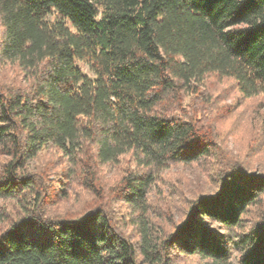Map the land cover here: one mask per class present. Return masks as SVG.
I'll return each mask as SVG.
<instances>
[{
	"label": "trees",
	"instance_id": "obj_1",
	"mask_svg": "<svg viewBox=\"0 0 264 264\" xmlns=\"http://www.w3.org/2000/svg\"><path fill=\"white\" fill-rule=\"evenodd\" d=\"M0 70V264H264V173L206 116L217 79L264 99V0H0ZM175 164L216 187L166 229L148 193Z\"/></svg>",
	"mask_w": 264,
	"mask_h": 264
},
{
	"label": "rangeland",
	"instance_id": "obj_2",
	"mask_svg": "<svg viewBox=\"0 0 264 264\" xmlns=\"http://www.w3.org/2000/svg\"><path fill=\"white\" fill-rule=\"evenodd\" d=\"M78 66L84 74L91 75L86 65L78 62ZM2 70L5 77H10L12 74L7 64L2 67ZM3 71L0 70V74ZM3 80L4 77L0 76V82ZM231 84L230 80L220 79L211 84V108L206 112V116L213 122L223 152H230L240 159L243 158L249 170L264 173V129L261 131L259 129L264 119V105H260L264 99L241 98ZM31 162L34 163V161ZM125 166H127L126 160L122 158L116 165L103 167L105 180L113 182ZM160 179L157 185L149 190L148 199L154 213L162 214V217L158 215L161 219L156 218V220L160 225H165L166 229H171L174 224L184 218L190 205L189 200L198 194L212 192L216 187L215 180L197 164L171 165L162 171ZM87 198L84 192H80L67 203L64 201L59 205L61 208L70 207L71 204L74 207H80ZM111 208L119 229L130 233L131 228L124 226L125 223H123L130 212L128 206L120 201H113ZM255 209L253 207L252 210ZM253 211L245 216L247 225L255 217ZM237 258V254L234 253L232 264H237ZM171 264L203 263L196 257H188L178 258Z\"/></svg>",
	"mask_w": 264,
	"mask_h": 264
}]
</instances>
